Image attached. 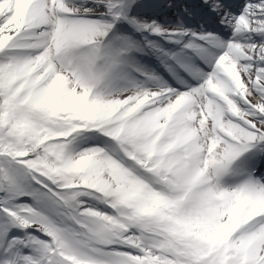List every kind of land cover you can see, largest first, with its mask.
I'll return each mask as SVG.
<instances>
[{
	"label": "snow or ice",
	"instance_id": "1",
	"mask_svg": "<svg viewBox=\"0 0 264 264\" xmlns=\"http://www.w3.org/2000/svg\"><path fill=\"white\" fill-rule=\"evenodd\" d=\"M0 264H264V0H0Z\"/></svg>",
	"mask_w": 264,
	"mask_h": 264
}]
</instances>
